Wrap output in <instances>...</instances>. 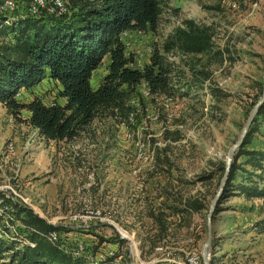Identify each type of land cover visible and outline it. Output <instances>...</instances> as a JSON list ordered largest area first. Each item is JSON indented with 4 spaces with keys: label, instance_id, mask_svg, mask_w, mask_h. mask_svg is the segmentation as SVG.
Returning <instances> with one entry per match:
<instances>
[{
    "label": "rangeland",
    "instance_id": "374dc122",
    "mask_svg": "<svg viewBox=\"0 0 264 264\" xmlns=\"http://www.w3.org/2000/svg\"><path fill=\"white\" fill-rule=\"evenodd\" d=\"M64 1L66 8L61 12L67 10ZM160 2L162 14L156 28L129 30L121 39L132 68L150 65L149 53L164 55L174 69L168 94L152 95L144 83L129 95V116H115L111 110L100 113L75 139L55 142L30 126L27 110L15 120L0 104V191L50 223L86 229L69 233L73 242L83 245L75 248L77 254L85 249L84 242L92 244L100 237L106 240L108 252H123L124 257L116 256L107 264H128L131 257L132 264H169L174 254L186 252L201 257L208 209L178 218L167 207L179 205L183 197H199L210 206L222 179L219 169L263 92L264 0ZM68 8L69 13L75 11L72 0ZM20 9L11 16H31L26 8ZM186 21L211 36V52L164 49ZM13 42L12 37L0 35L1 45ZM109 62L108 55L94 71V89L108 73ZM34 97L50 104L66 103L49 77L18 96L24 102ZM250 148L264 150V121ZM208 174L213 177L199 178ZM230 199L229 204L223 203L224 216L220 213L212 222L213 237L220 223L235 238L237 231L248 232V241L262 246L246 264H264V237L257 235L264 227V218L258 219L264 201L249 206L244 196ZM162 208L167 231H161L150 215ZM232 211L244 215L238 218ZM245 223L251 225L243 228ZM120 232L126 238L118 246ZM230 252L228 264H239L237 246ZM187 260L180 259V264Z\"/></svg>",
    "mask_w": 264,
    "mask_h": 264
},
{
    "label": "trees",
    "instance_id": "16d2710c",
    "mask_svg": "<svg viewBox=\"0 0 264 264\" xmlns=\"http://www.w3.org/2000/svg\"><path fill=\"white\" fill-rule=\"evenodd\" d=\"M66 3L68 12V0ZM72 3L76 9L70 13L61 12L66 8L64 4L63 8L55 9L56 14L47 16L32 17L26 8L31 15L27 18L0 17V35L14 40L11 44H0V103L15 120L27 110L30 126L54 142L75 139L100 113L111 110L115 116L118 113L129 116V95L144 83L152 95L168 94L174 71L158 51L145 69L132 68L121 39L122 33L129 30L156 28L162 14L160 0H72ZM212 48L211 36L192 21H186L185 28H178L164 46L167 52L177 49L184 54L209 53ZM108 55V73L94 89L93 73ZM47 77L61 84L64 105L46 103L37 97L19 100L22 90H30ZM263 121L264 103L234 156L212 222L224 210V201L231 197L264 198V150L250 148ZM219 171L222 178L225 163ZM212 177L208 174L199 178ZM167 208L178 218L209 209L199 197H183L179 205ZM150 215L161 231H167L164 208L153 210ZM0 224V264H107L116 256L124 257L119 249L115 250V256H110L102 237L92 244L82 242L85 249L77 254L74 250L79 242H73L69 233L86 229L50 223L30 206L1 191ZM259 231H264V227ZM54 233L57 239L53 238ZM116 236L119 246L124 240ZM216 246L214 235L210 264L221 263V257L215 255ZM128 264H132L129 258Z\"/></svg>",
    "mask_w": 264,
    "mask_h": 264
},
{
    "label": "crops",
    "instance_id": "0c3cea01",
    "mask_svg": "<svg viewBox=\"0 0 264 264\" xmlns=\"http://www.w3.org/2000/svg\"><path fill=\"white\" fill-rule=\"evenodd\" d=\"M54 83L57 84L58 90L62 89V86L58 81L54 80ZM26 118H28V115ZM230 200H232V199L227 200V204H229V202H232ZM263 201H264V199H253V200H247L246 201L247 203H245V204H248L249 206L252 204H258V202H260L262 204ZM232 212H236L237 214H239L238 218H240V216L244 215V213L241 211H232ZM221 216H224V215H222V213H221ZM261 218H264V212H262V215H260V217L258 219H261ZM220 219L218 220V223L221 222ZM222 220H224V219H222ZM238 223L239 224L241 223L239 219H238ZM249 225H251V224L245 223L243 228H246ZM223 226L225 227V224H223V223H220L219 226H216V233H215V237H216V241H217V246L215 247V255L217 257H221L222 260H221L220 264H228V262H227L228 257H226V256H230V255H232V253L230 252V254H227V252H229L230 250H233V248H235V246H237L236 255H237L239 264H246V260L249 257H254L259 253L260 248L262 246V243H258L259 241L257 243H254V242L252 243V242L248 241L251 238L250 234L248 232H244V231L238 232L237 231V237L235 238L234 236H232L229 233V229H225ZM234 226H236V224H234ZM257 233H259V234H257L259 236V238L264 237V231H262V232L257 231ZM234 240H236V242ZM221 246H222V248H221Z\"/></svg>",
    "mask_w": 264,
    "mask_h": 264
},
{
    "label": "water",
    "instance_id": "95a60500",
    "mask_svg": "<svg viewBox=\"0 0 264 264\" xmlns=\"http://www.w3.org/2000/svg\"><path fill=\"white\" fill-rule=\"evenodd\" d=\"M263 103H264V74H263V92H262V95L258 99V101L255 103V105L253 106L252 110L250 111V113H249V115H248V117H247V119L243 125L240 136L238 137V139L235 141V143L232 145V147L230 148V150L228 152V155L226 157L224 175L222 176L220 185H219L217 192H216L213 200L211 201V204H210L209 209H208V216H207V218H208V234H207V238H206L205 242L203 243L202 250H201V257L203 259L204 264H210V260H211L210 250H211L212 241H213L212 216L215 212L218 201L220 200V198L223 194L224 188L226 186L234 156H235L237 150L243 144V141L249 132V129H250V127L254 121V118L258 114L259 108L261 107V105ZM120 235H121V238H126V236L123 235L121 232H120ZM131 260L133 261L132 257H131Z\"/></svg>",
    "mask_w": 264,
    "mask_h": 264
},
{
    "label": "bare ground",
    "instance_id": "6f19581e",
    "mask_svg": "<svg viewBox=\"0 0 264 264\" xmlns=\"http://www.w3.org/2000/svg\"><path fill=\"white\" fill-rule=\"evenodd\" d=\"M64 4H65L64 0H53L51 3L49 2V0H0V17L15 19V17L11 15L18 13L21 7L27 8V11L31 15L39 16L41 15V13L44 12V10H46V12H53L56 8H63ZM53 238L57 239L56 233L53 234ZM109 253H115V252H109ZM180 259H188L187 264H192L190 258H180ZM194 260H195V264L202 263V259L199 255L194 254Z\"/></svg>",
    "mask_w": 264,
    "mask_h": 264
},
{
    "label": "built area",
    "instance_id": "2783aa9c",
    "mask_svg": "<svg viewBox=\"0 0 264 264\" xmlns=\"http://www.w3.org/2000/svg\"><path fill=\"white\" fill-rule=\"evenodd\" d=\"M154 54L149 53L148 63H150V60L152 59ZM148 65H145L143 63H140L139 67L137 69L142 70L145 69ZM77 246H83L82 244H78ZM109 252H115V251H109ZM180 258H190L191 263L195 264L194 260V252H186V253H179L174 254V260L170 261L169 264H180Z\"/></svg>",
    "mask_w": 264,
    "mask_h": 264
}]
</instances>
